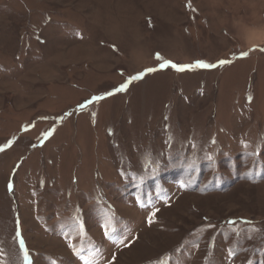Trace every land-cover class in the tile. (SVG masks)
<instances>
[{
    "label": "rangeland",
    "instance_id": "obj_1",
    "mask_svg": "<svg viewBox=\"0 0 264 264\" xmlns=\"http://www.w3.org/2000/svg\"><path fill=\"white\" fill-rule=\"evenodd\" d=\"M0 264H264V0H0Z\"/></svg>",
    "mask_w": 264,
    "mask_h": 264
},
{
    "label": "snow or ice",
    "instance_id": "obj_2",
    "mask_svg": "<svg viewBox=\"0 0 264 264\" xmlns=\"http://www.w3.org/2000/svg\"><path fill=\"white\" fill-rule=\"evenodd\" d=\"M223 63V62H222ZM154 215V214H153ZM27 258V257H26Z\"/></svg>",
    "mask_w": 264,
    "mask_h": 264
}]
</instances>
